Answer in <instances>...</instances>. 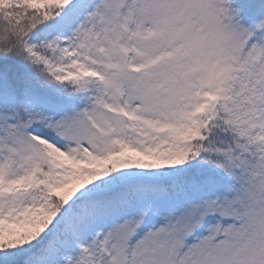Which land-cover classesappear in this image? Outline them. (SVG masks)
Masks as SVG:
<instances>
[{
  "label": "snow or ice",
  "instance_id": "obj_1",
  "mask_svg": "<svg viewBox=\"0 0 264 264\" xmlns=\"http://www.w3.org/2000/svg\"><path fill=\"white\" fill-rule=\"evenodd\" d=\"M0 264H264V0H0Z\"/></svg>",
  "mask_w": 264,
  "mask_h": 264
}]
</instances>
